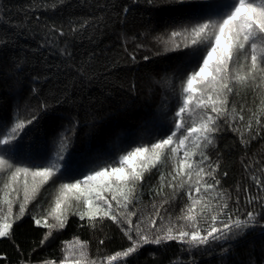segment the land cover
<instances>
[{
  "label": "trees",
  "instance_id": "trees-1",
  "mask_svg": "<svg viewBox=\"0 0 264 264\" xmlns=\"http://www.w3.org/2000/svg\"><path fill=\"white\" fill-rule=\"evenodd\" d=\"M0 209V264H264V0H0Z\"/></svg>",
  "mask_w": 264,
  "mask_h": 264
},
{
  "label": "rangeland",
  "instance_id": "rangeland-1",
  "mask_svg": "<svg viewBox=\"0 0 264 264\" xmlns=\"http://www.w3.org/2000/svg\"><path fill=\"white\" fill-rule=\"evenodd\" d=\"M128 163L134 167L133 161H129ZM122 172L121 169H102L92 173V175L85 181V184L76 185V188L84 197V208L78 211V215L81 217H92L104 213L106 208H103L101 204L97 203V199L100 196H104L108 188L112 189L116 194L119 193L120 187L116 188L115 185L113 186V184L110 183V180L111 177ZM19 214L20 212L17 211L15 216L17 217ZM6 221V213L3 209H0V237L5 236L8 232L9 226H6Z\"/></svg>",
  "mask_w": 264,
  "mask_h": 264
}]
</instances>
